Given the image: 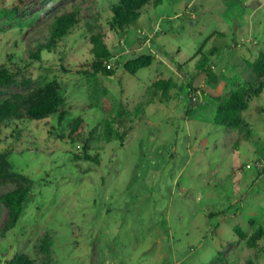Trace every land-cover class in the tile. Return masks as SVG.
<instances>
[{
  "label": "rangeland",
  "instance_id": "1",
  "mask_svg": "<svg viewBox=\"0 0 264 264\" xmlns=\"http://www.w3.org/2000/svg\"><path fill=\"white\" fill-rule=\"evenodd\" d=\"M200 1L178 20L150 3L119 29L118 0H0V69L14 74L0 86V264H264V75L251 65L264 54V0ZM71 16L55 52L42 48ZM105 49L113 78L94 68ZM144 54L151 66L127 73ZM51 89L59 107L30 118ZM237 92L240 125L219 126ZM26 187L2 237V198Z\"/></svg>",
  "mask_w": 264,
  "mask_h": 264
},
{
  "label": "trees",
  "instance_id": "2",
  "mask_svg": "<svg viewBox=\"0 0 264 264\" xmlns=\"http://www.w3.org/2000/svg\"><path fill=\"white\" fill-rule=\"evenodd\" d=\"M163 0H118L117 5L112 6L113 10V27L123 29L125 26H129L135 23L141 16V10L150 3L154 5H160ZM75 17H60L56 19L51 26L50 38L42 46V48L55 52L57 43L62 40L72 28H74L78 22ZM41 50V48L39 49ZM108 65H104V59ZM111 54L105 49L97 53V63L94 64V68L97 72H103L107 77L113 78L117 74L113 69V61H111ZM153 57L150 54H144L136 58L126 61L123 65L125 71L131 75H136L141 69L151 66ZM254 66V70L264 75V54H261L259 59L251 64ZM111 66L110 68H107ZM14 83V74L8 69H0V86H10ZM56 89H58L56 87ZM56 89H51L47 94L33 101L27 108V115L30 118H42L53 113L61 104L62 98ZM246 100L243 95L233 93L225 100L220 106H218L216 123L219 126L227 128H235L240 125L241 117L240 111L245 107ZM79 125L74 127L73 133L77 131ZM110 133V131H109ZM83 159L86 161H93L98 163V159L89 153L87 148L84 147ZM5 154L0 155L3 157ZM78 157V156H77ZM79 158V157H78ZM29 187L18 189L2 198V203L7 209V219L2 230V237L10 230H12L19 222L20 216L23 210V204L28 196ZM235 232L239 237H244L243 231L239 228H235ZM262 235V231L259 230L258 236ZM48 245V242L47 244ZM7 264H36L29 256L25 254H17Z\"/></svg>",
  "mask_w": 264,
  "mask_h": 264
},
{
  "label": "crops",
  "instance_id": "3",
  "mask_svg": "<svg viewBox=\"0 0 264 264\" xmlns=\"http://www.w3.org/2000/svg\"><path fill=\"white\" fill-rule=\"evenodd\" d=\"M186 1H188V0H164L160 5H158V6H155V7H153L152 9V11H151V13L153 14V12L154 11H158V8L160 7V10L161 11H167L168 9H171V11H174L175 12V18L174 19H182V16H184L185 15V13H184V10H185V8H186V6H187V4L185 5V2ZM203 1H206V0H202V1H200V4L201 3H203ZM231 1H233L234 3H236V0H231ZM187 3V2H186ZM207 4H209L208 2H206V5ZM231 6H233V5H231ZM167 13H169V12H167ZM229 14L231 15L232 14V10H230V12H229ZM149 19V18H148ZM150 19H152L151 17H150ZM164 19H168L165 15H162L159 19H158V21H157V24L159 25L160 24V22L162 21V20H164ZM160 28V27H159ZM147 32H145V34H146ZM147 36H150L148 33L146 34ZM164 35H165V33H164ZM197 79L200 81V84H198V86H203L204 85V88H202L203 89V91H204V94L206 93L207 95L210 93V92H208L207 90H206V88L208 87L207 86V81L208 80H205V76H204V74H199V76H197ZM205 82V83H204ZM220 86H221V84H220ZM216 87L215 88V94H214V96H216L217 94H219L221 91H222V88L221 87ZM212 95L213 94H210V97H212ZM216 104V103H215ZM202 107H203V105H202ZM254 153V152H253ZM236 175H238V174H236Z\"/></svg>",
  "mask_w": 264,
  "mask_h": 264
},
{
  "label": "built area",
  "instance_id": "4",
  "mask_svg": "<svg viewBox=\"0 0 264 264\" xmlns=\"http://www.w3.org/2000/svg\"><path fill=\"white\" fill-rule=\"evenodd\" d=\"M111 66H108V68H110Z\"/></svg>",
  "mask_w": 264,
  "mask_h": 264
}]
</instances>
